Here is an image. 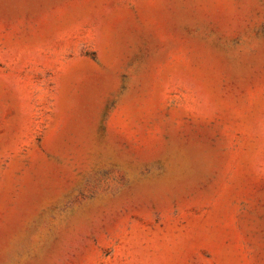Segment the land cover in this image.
<instances>
[{"label":"rangeland","instance_id":"obj_1","mask_svg":"<svg viewBox=\"0 0 264 264\" xmlns=\"http://www.w3.org/2000/svg\"><path fill=\"white\" fill-rule=\"evenodd\" d=\"M0 264H264V0H0Z\"/></svg>","mask_w":264,"mask_h":264}]
</instances>
